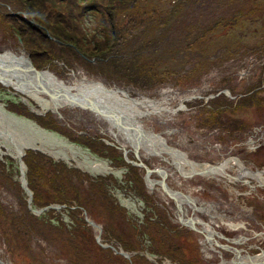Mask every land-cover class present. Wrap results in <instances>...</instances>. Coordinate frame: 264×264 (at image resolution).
I'll use <instances>...</instances> for the list:
<instances>
[{
    "label": "rangeland",
    "instance_id": "374dc122",
    "mask_svg": "<svg viewBox=\"0 0 264 264\" xmlns=\"http://www.w3.org/2000/svg\"><path fill=\"white\" fill-rule=\"evenodd\" d=\"M174 2L176 0H140L128 11L117 9V36L123 39L136 26L150 20L157 21L168 13ZM47 6L41 12L47 22L53 24L55 15L50 14L51 10ZM58 7V11H65L64 6ZM83 7L77 12L81 15L77 39L79 45L90 54L89 58L83 59V54L72 47L44 44L37 35L27 31L26 40H33L39 45L33 46L39 50L33 52L37 56L35 66H38L39 71H48L63 81L69 80L72 73L78 77H82L83 73L89 79L123 89L133 97L144 95L155 100L163 99L170 107L182 110L164 114L161 118L153 116L144 119L145 125L154 133L161 134L170 146L185 153L189 160L201 164H219L229 158H238L248 169L264 168V48H258L264 44V0L216 1L203 15H196L194 20H209L212 16L228 20L237 14L244 17L234 24L221 23L213 32L205 34L202 40L183 46L168 56L150 50L146 44L148 39H145L142 42L146 43L137 54H131L129 47L123 48L128 58L117 59L118 62L116 59L100 61L93 58V55L109 52L110 48H105L107 43L104 35L96 33L98 22L102 23L101 17L90 12L84 14ZM4 10L13 11L9 6ZM189 21L187 18L184 23ZM11 25L8 19L0 15V53H25L32 62L22 43L13 36L15 33ZM19 25L13 24L15 28ZM168 27H161L154 36ZM195 34L193 31L190 37ZM96 45L99 47L94 50ZM224 47L230 52L234 50L232 60L227 59L231 56L223 50ZM100 48L103 50L99 51ZM126 68L129 71H125ZM4 88V91H0V103L12 105V111L17 114L11 113L35 124L37 121L46 131L64 137L88 151H95L97 158H102L108 165L111 163L114 169L127 163L121 147L125 145L119 136L91 112L63 108L59 116L51 112L39 116L35 110L30 111L21 103L16 95H12L10 88ZM251 93L253 98H247ZM185 96L192 98L179 104L180 97ZM249 139L260 145L256 154L248 153ZM126 150L127 158L136 161L133 151ZM140 159L150 170L162 167L167 171L164 181L168 189L189 196L198 207L206 206L225 212L232 221L245 224L247 231H227L229 229L222 226L216 228L227 238L246 239L245 244L235 247L245 249L252 256L260 253L258 249L249 250L253 245L258 244L264 249V241L253 236V232L264 233V186L245 177L242 179L249 181L248 184H243V181L229 184L227 180L215 176L183 177L172 163L143 154ZM23 161L27 187H33L29 189L37 195V207L32 208L39 209L48 204L63 207L49 209L39 216L33 215L18 182L17 163L0 155V259L8 264H129L127 259L114 253L110 247L99 246L112 253H104L93 247L88 235L90 232L96 243V231L87 224L83 212L96 225L105 228V233L102 229L100 234L102 244L110 245L112 242L115 245L117 238L122 244L135 249L132 253L122 248L130 255L134 254L133 263L153 264L145 258L146 261L141 260L140 255L147 251L151 253L150 259L156 256L159 262H164V257L169 256L179 264H202L203 260V264L218 263L216 252L210 251L203 238L194 229L178 221L179 211L175 201L159 185H148L144 169L127 163L131 167V173L127 174L129 180L125 174L121 178L112 177L113 185L108 183L110 180L103 182L108 184L107 197L110 196L114 206L111 207L108 202L101 204L96 188L94 194L90 192L87 179H91V176L73 165L78 171L76 175L61 169L63 165L59 166L57 161L34 151L25 153ZM234 170L228 172L234 175ZM152 173L149 176L152 181L162 180L160 175ZM62 189H65V194ZM72 190L78 194L76 197ZM78 196L76 201L87 204L89 213L81 209L80 215L72 219L69 214L71 209L69 211L58 200ZM138 204L148 211L154 221L144 223V217H138ZM190 208V205L182 206L185 218L191 216ZM108 209L113 211L110 213ZM25 210L33 219L26 217ZM78 217L85 221L83 233L88 238L77 231L83 227L75 225L73 220ZM200 217L204 221V216ZM101 237L107 241L103 242ZM220 242L224 243L222 240ZM114 248L118 250L120 247ZM223 255L226 260L231 258L230 254Z\"/></svg>",
    "mask_w": 264,
    "mask_h": 264
},
{
    "label": "bare ground",
    "instance_id": "6f19581e",
    "mask_svg": "<svg viewBox=\"0 0 264 264\" xmlns=\"http://www.w3.org/2000/svg\"><path fill=\"white\" fill-rule=\"evenodd\" d=\"M12 54L14 53L5 51L2 54V60L10 61L14 58ZM16 58L20 59L17 55ZM81 74L82 77H78L72 73L69 80L63 81L46 71L37 76L31 73L17 72L3 74L1 82L6 88L12 87L17 93H23L27 97L24 104L30 106L33 112L35 110L39 116L50 112L59 116L63 108H77L91 112L119 136L126 149L133 152L137 150L139 157L143 154L148 157L160 158L161 162L172 163L180 175L215 176L227 180L229 184L240 181L244 183L245 179L252 178L264 185V170L250 172L236 158H229L219 164H201L191 161L185 153L170 146L161 134L154 133L151 128L145 125L144 119H150L153 116L161 118L164 114L174 113L182 110L181 108L174 109L163 99L155 100L144 95L130 96L123 89L107 86L98 80L87 78L83 73ZM191 98L189 96L180 97L179 104ZM181 107L183 108V106ZM5 110L0 106V155L2 157L7 156L18 163L19 151L21 153L22 151L25 153L26 151L43 152L46 156L53 157L57 162H63L68 166H77L94 177L116 175L121 178L127 173V168L114 169L112 165H108L100 157L97 158L87 149L81 148L53 132L38 128L35 126L37 124L31 123L25 118L6 114ZM126 156L128 157V152ZM234 168L237 172L234 171V175L230 174L228 171L234 170ZM161 171L162 173L159 175L164 180L167 171L162 168ZM243 177H245L244 180ZM149 182L151 186L155 183L154 181ZM165 185L167 186V184ZM170 190L175 197L179 198L177 191ZM179 199L180 201L177 203L184 201ZM125 203L127 204V202ZM221 223L223 226L234 228L237 231L245 229L241 222H231L221 218ZM207 228L209 229V227ZM256 237L264 240V234L257 233ZM236 263L234 261L225 264Z\"/></svg>",
    "mask_w": 264,
    "mask_h": 264
},
{
    "label": "trees",
    "instance_id": "16d2710c",
    "mask_svg": "<svg viewBox=\"0 0 264 264\" xmlns=\"http://www.w3.org/2000/svg\"><path fill=\"white\" fill-rule=\"evenodd\" d=\"M101 1L102 2H98L97 0H0V15L8 19L9 22L12 24L11 29H13L15 33L13 34V36L16 37L18 41L22 43L21 45L23 46L24 50L31 56L32 64L37 70H38V66H35V61H37V56L34 55L33 52H36L39 50L34 49L33 46L34 45L39 46V45L33 40L32 41L26 40L27 31H30L32 34L37 35L44 44L72 47L73 49L83 54V56L81 55L83 59L86 60V58H89L90 54H87L86 50L83 49L79 45V41L77 39L78 38L77 32L80 30V27L78 26V24H79V19L81 16V15H78L77 12H78V9H80L82 6H84L83 7L84 14H87L88 12L95 13V14H98L99 17H101L102 19V23L98 22L97 24L98 30H96V33L101 34L102 36L104 35L105 41L107 43V46L105 48H110V51L106 53H101L100 55H93V58L98 59L100 61H111V60L116 59V62H118L117 59H123L124 57H126L124 54L127 51H125V49L123 48L129 47L131 49L129 50L130 53L134 55L140 52L139 50L141 49L142 45L145 44L146 42H147L146 44L148 45V47H150L149 48L150 50H154L158 54L168 56V55L173 54L175 51L182 48L183 46L191 45L193 42L202 40L205 34L209 32H213L214 28L219 26L221 23L225 22L226 24L227 23L234 24V22H237V20L239 22L240 19H242L241 17H244V15L242 14H237L236 16L234 15L228 20L225 17H221V16H212L211 19L209 20L205 19L203 21L201 19L194 20L196 15L198 14L203 15L204 12L208 11V9H210L212 5L216 3V1H221V0H176V2H174L173 5H171L168 13H166L165 15H162L159 19H157V21L150 20L146 23H143V25L141 26L140 25L136 26L137 28L132 33H130L128 36L122 39L117 36L118 33L116 32V29H115V12L117 9H120V10L123 9L122 11H128L129 9L133 8L140 0H101ZM46 3H48V6L46 5ZM45 5L50 8L51 10L50 14L55 15V20L53 24L48 23L46 20V17H43V12H41V9L46 8ZM58 5L64 6L65 11L63 12L58 11L59 9ZM7 6L11 7L13 11L11 12L10 10H4V8ZM124 9H127V10H124ZM187 18L190 19L189 23H184L185 19ZM16 23L20 24L17 28L13 26V24H16ZM164 26H169V27L168 29L159 33L157 36L156 35L154 36V34L161 27H164ZM193 31H195L196 34L190 37ZM152 35H153V38L150 39ZM145 39H148V41L143 43L142 41ZM123 40H125L124 44L122 43ZM98 47L99 46L96 45L94 50H97ZM262 47L264 48V44L262 46H259L258 48H262ZM226 48L227 47H224L223 50L228 51V54H230L229 56H231L227 59L232 60L233 59L232 56L234 55V52H233L234 50L230 52V50ZM102 50L103 48L99 49V51H102ZM127 58L128 57H126V59ZM127 70L129 71L128 68H126L125 71ZM4 89L5 88L0 85V91H4ZM252 96H253V93L248 94L247 98L249 97L253 98ZM200 104H201L200 107H202L203 106L202 101ZM6 110L11 112L12 105L10 106L7 105ZM35 122L41 128H44V126H41V124H39L37 121ZM27 152L28 151H26V153ZM90 152L95 154V151H90ZM36 153H39V152H36ZM39 154L44 155L42 153H39ZM58 165L61 166V169H63L64 171H67L68 173H71L74 175L78 173V171L75 170V168L67 167L66 164H64L63 162L59 161ZM123 167L125 168L127 167L129 170L128 173L129 174L131 173L130 165H128L127 163H124ZM97 177H91V179H87L90 192L94 194L95 193L94 188H96V194L98 197H100L101 204H105V202L106 203L108 202L111 205V207H114L112 203L110 202L111 201L110 196L107 197L108 194L106 191L107 190L106 187L108 186V184L103 183L105 181L107 182L108 180H110V182L108 183H110V185H113L114 181L111 180L112 176L111 175L107 176L108 179L103 178L101 176L99 178ZM128 177L129 176L127 175L126 177L127 180H129ZM32 188L30 189L32 190ZM63 190L65 194V189H62V192ZM72 191L74 193V197H76L78 194H76L74 190ZM32 193L34 194L32 198V206L37 207V203L35 202V197H37V195L35 191H33ZM79 197L80 196H78L77 198H72V199H64L65 198L64 197L62 200L61 199L58 200L59 203L66 205L64 207L66 208L68 207L69 211L71 209L69 214L72 219L76 215L77 216L80 215L78 213L79 211H81V209L89 213V210L87 209V204L84 205L76 201V199H78ZM48 205H45V206H48ZM108 210L110 213L113 211L111 209H108ZM25 213L27 214L26 217H30L31 219H33L32 216H30V214L28 213V210H25ZM26 217H23V218H25L26 220ZM73 221L75 222V225L83 226L82 228L77 229V231L79 230L80 235L84 237L88 238L89 236V238L94 244L93 247L95 249L103 251L104 253L106 252L112 253L110 250L105 251L102 248H100L99 245L94 242V238L90 235V232L88 236H86L83 233V230L85 231L86 229L85 228L86 224L83 218L78 217V219H74ZM147 221L151 222V221H154V219L152 220V218L149 217L148 215V211L145 210L144 223H146ZM102 229L104 230V233H105L106 230L103 226H102ZM111 238L112 237H109V239ZM101 239L103 240V242L107 241L106 239L104 240L102 237ZM115 242H116L115 245L111 242L112 246L120 247L121 249L123 248L127 252L135 251V249L131 248L129 245L122 244L117 238H115ZM137 254H135V256L139 257L138 256L139 254L138 255ZM133 256L134 254L131 255L130 262H128L129 264H136V263H133ZM140 257H141V260H144V261L147 260V259L145 260L144 257L141 255Z\"/></svg>",
    "mask_w": 264,
    "mask_h": 264
},
{
    "label": "flooded vegetation",
    "instance_id": "af4514ba",
    "mask_svg": "<svg viewBox=\"0 0 264 264\" xmlns=\"http://www.w3.org/2000/svg\"><path fill=\"white\" fill-rule=\"evenodd\" d=\"M247 144H248L247 145L248 146L247 150H249L248 153L256 154L257 150L260 148V145L256 144V141L252 140V139H249ZM236 159L239 160L238 158H236ZM253 161L255 163V159H253ZM251 163H253V162H251ZM254 163L252 165L255 166ZM242 165L244 166L243 163H242ZM254 166H252V167H254ZM158 168L154 169L152 174H155L156 176H159ZM246 169L249 170L250 172H260V171L264 170V168H262V169H254V170L248 169V168H246ZM231 170H233V169H231ZM231 170H229V171H231ZM236 172H237V170H236ZM160 178H161V176H160ZM252 180L255 181V179H252ZM248 183H249V181L246 180V182H244L243 184H248ZM257 184L258 185H262L259 182H257ZM262 186H264V185H262ZM179 193H181V192H179ZM182 196L189 198V196H187L185 194H183ZM183 200L184 201H182L181 204H180L181 208L178 207V203L177 202H174L177 205V209L179 211V214L177 216L178 221L180 223H182L184 226L186 225L187 227H191V230L194 229V231L203 238V242H205V244L209 247L210 251L216 252L217 257L219 259L217 264L232 263L234 261L239 263L240 261H245L247 259V257L252 256V255H249V253L246 252L245 249H240V248L235 247L237 245L240 246L242 244H245L246 243V239L245 238L239 237L237 239L236 238L235 239H230V238H227L225 236H222L221 233L219 231H217L216 228H219L218 226H222L223 228L229 229L227 231H237L234 228L232 229L231 227L223 226V223H221V218L229 220L231 222H235V221H232L225 212H220V211L218 212L216 210H213L211 207H206V206H199L198 207L197 204L190 198H189V200H191L192 202H190V201L186 202L185 199H183ZM190 203H193V204H190ZM188 204L191 207L190 208L191 216L185 218L184 217L185 211H183L182 206L183 205H187L189 207ZM200 215L204 216V221L201 220V217L199 218ZM190 224H192V226ZM244 226H245V224H244ZM207 227H209V229ZM244 230L247 231L246 226H245ZM256 234H257L256 232H253V236L256 237ZM260 234H264V233H260ZM221 240L224 241V243H221L220 242ZM258 240L262 241V242L264 241L261 238H259ZM251 249H256V250L258 249L259 252L264 251V249H261L258 244L253 245V247L250 248L249 250H251ZM223 254H230L231 258L229 260H226V259H224V255ZM142 256L145 259H147L148 261L153 262V264H179V263H176V261L171 259L169 256H165L164 257L165 258L164 262L156 261L157 260L156 256H154L153 259H150L149 256H151V253H149L148 251L145 252V253H142ZM203 263H204V260H203ZM207 264H212V263L211 262H207ZM213 264H216V261H214Z\"/></svg>",
    "mask_w": 264,
    "mask_h": 264
},
{
    "label": "water",
    "instance_id": "95a60500",
    "mask_svg": "<svg viewBox=\"0 0 264 264\" xmlns=\"http://www.w3.org/2000/svg\"><path fill=\"white\" fill-rule=\"evenodd\" d=\"M2 54H4V53H0V85H2L3 87H5V85L1 82V79L4 77L3 76V74H8V73H17V72H21V73H31V74H34V75H39V73H41V72H44V71H39V70H37L34 66H33V64H32V62H31V60H30V58H29V56L28 55H26L25 53H21V55H17L18 57H20V59L19 58H16V54H12L13 55V57L14 58H12V59H10V61H3L2 59ZM46 72H48V71H46ZM49 73V72H48ZM51 74V73H50ZM11 89L13 90V91H9L12 95H16L18 98H19V100H20V102L21 103H23L24 104V101H25V98H27V97H25L24 95H23V93H21V94H19V93H17L16 92V90L14 89V88H12L11 87ZM15 90V91H14ZM0 106H1V108L3 109V110H5V108H3L4 107V104L3 103H0ZM28 107V109L30 110V111H33L32 110V108L30 107V106H27ZM6 111V114H9V115H12V116H14V117H17V118H24V117H20V116H16L14 113H11V112H9V111H7V110H5ZM26 119V118H25ZM27 121H30V120H28V119H26ZM31 122V121H30ZM31 123H33V124H35L34 122H31ZM35 126H37V125H35ZM38 127V126H37ZM38 128H40V127H38ZM7 136H9V135H7ZM122 147V149H123V157H124V160L127 162V163H129L130 165H134V166H137V167H140V168H142V169H144L145 171H146V181L148 182V185H150L149 183V181H151V182H153L150 178H149V176H150V174L153 172V170H150L142 161H141V159H140V157L138 156V151L136 150V151H134L133 153H134V157H135V159H136V161H131V160H129L128 158H127V156H126V154H127V150H126V148L124 147V146H121ZM20 152V154H19V156H18V159H17V166H18V171H19V178H18V182H19V184H20V186H21V188L24 190V192H25V195H26V202H27V205H28V208L30 209V211H31V213L33 214V215H35V216H39V215H41V214H43L44 212H46V211H48L49 209H54V210H58V209H60V208H62L63 206H60V205H57V204H55V205H48L47 207H43V208H39V209H33L32 208V198H33V193H32V191L27 187V180H26V178H25V170H26V168H25V165H24V163H23V161H22V157L25 155V152H23L22 151V153H21V151H19ZM42 154H44L43 152H42ZM45 155V154H44ZM49 158H51L52 160H54V161H56L53 157H49ZM71 166V165H70ZM75 168H77V169H79L77 166H74ZM160 168H162V167H160ZM160 168H158V173L160 174V173H162V171H161V169ZM163 169V168H162ZM176 169V168H175ZM177 170V169H176ZM81 171H83V170H81ZM178 171V170H177ZM84 172V171H83ZM87 173V172H86ZM88 175H90L89 173H87ZM91 176V175H90ZM101 176H104V175H101ZM183 176V175H182ZM92 177H94V176H92ZM162 177V176H161ZM183 177H189V175L188 176H183ZM165 178H166V176H165ZM165 178H164V180H165ZM163 179L161 180V183H159L160 181H154L155 183L154 184H157V185H159L162 189H163V191H165L166 193H167V195L170 197V198H172L175 202H178V201H180V199L179 198H181V199H185V201L186 202H192L191 200H189V198L188 197H183L182 195V193H179V192H177L178 194H179V198H177V197H175V195H173L172 194V190H170V189H168V186H166L165 184V181H164ZM180 202L178 203V207H180ZM83 215H85V221L87 222V224L89 225V226H91L92 228H94L95 229V231H96V236H95V240H96V243L100 246V247H103V248H107V247H110L111 249H112V251L114 252V253H116V254H118V255H120V256H122V257H124L125 259H127L129 262H130V259H131V255L129 254V253H127V252H125V251H123L121 248H119L118 250H116L114 247H112V246H110V245H104V244H102L101 242H100V234H101V230H102V228L99 226V225H96L94 222H92L90 219H88V217L86 216V214L83 212ZM191 226H192V224H190ZM6 263V264H8V262L7 261H2L1 259H0V264H2V263ZM236 264H264V251H261L259 254H257V255H253V256H249V257H247V259L245 260V261H240L239 263H236Z\"/></svg>",
    "mask_w": 264,
    "mask_h": 264
},
{
    "label": "built area",
    "instance_id": "2783aa9c",
    "mask_svg": "<svg viewBox=\"0 0 264 264\" xmlns=\"http://www.w3.org/2000/svg\"><path fill=\"white\" fill-rule=\"evenodd\" d=\"M138 209H139V212H138V215L139 216L138 217L140 219H143V213H142V211H143L144 207L138 204Z\"/></svg>",
    "mask_w": 264,
    "mask_h": 264
}]
</instances>
